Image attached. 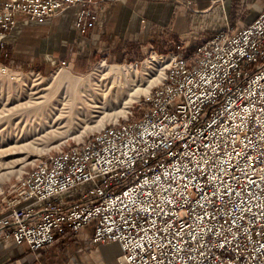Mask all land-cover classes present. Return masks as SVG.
Returning a JSON list of instances; mask_svg holds the SVG:
<instances>
[{"label": "built area", "instance_id": "built-area-1", "mask_svg": "<svg viewBox=\"0 0 264 264\" xmlns=\"http://www.w3.org/2000/svg\"><path fill=\"white\" fill-rule=\"evenodd\" d=\"M97 1L0 0V42L18 15L68 7L86 33ZM160 56L138 116L36 158L1 191L0 242L35 252L93 223V242H118V264H264V5Z\"/></svg>", "mask_w": 264, "mask_h": 264}, {"label": "crops", "instance_id": "crops-1", "mask_svg": "<svg viewBox=\"0 0 264 264\" xmlns=\"http://www.w3.org/2000/svg\"><path fill=\"white\" fill-rule=\"evenodd\" d=\"M231 1L98 0L93 5L97 20L86 33L75 28L73 7L43 20L18 15L16 26L0 42V58L6 60L7 67L31 68L41 74L56 67L84 73L99 60L138 64L147 53L159 51V45L167 51L177 43L192 46L202 33L223 23L206 17L227 2L231 6ZM203 28L207 30L195 34ZM93 230L89 223L77 234L59 236L35 252L26 244L4 239L0 264H118V242H93Z\"/></svg>", "mask_w": 264, "mask_h": 264}, {"label": "rangeland", "instance_id": "rangeland-1", "mask_svg": "<svg viewBox=\"0 0 264 264\" xmlns=\"http://www.w3.org/2000/svg\"><path fill=\"white\" fill-rule=\"evenodd\" d=\"M231 2V6H229L227 2V4H224L222 7H219L220 11H218L217 13L213 11L210 15L206 17L207 20L211 21L221 20L223 21L222 24H217L218 26H216L215 28H213L214 24L211 25L210 28L213 29H208L207 32L205 31L207 30L206 28L199 29V33L195 34H201L205 31V33L201 34V36H203L220 28L229 27L230 29H232L240 27L246 24L251 19V17L256 14L255 12L257 10H260V8L264 5V0H232ZM167 50L168 49L161 48L159 45V51L147 53L144 57L140 59V61H138V64L137 62H131L130 60L125 61L123 63H112L106 62L105 60H99L95 63V65L90 71L84 73L68 71L64 68L59 67H56L51 70L48 69L47 71L51 72L47 74L32 72L35 70L31 68L22 69L5 66L6 70H0V115L4 116L7 113H10L11 120L12 118L14 119L13 121L2 120L0 122V193L7 186H9L10 183L15 182L18 178L24 175L26 171L30 170L36 158L80 142L83 139L87 138L88 135L91 134V132L98 129L96 127L88 126L80 135L81 137L74 136L75 134H78L83 127L72 126L74 124V120L70 118L68 106L57 109L59 113V120H53L55 122H49L45 120H43L42 122L35 121L32 123V126L20 129V125L22 124L21 120L23 119V116L21 115V112L15 113V110L13 109H15L18 105L21 104L22 101L25 100L24 95H27L26 92L31 90L30 87L32 88L35 85L34 83L41 79L40 76L48 78L60 73H64L70 77L91 78L92 76H95L96 71H108V69L114 68V66L116 68V66L118 65L134 64V66L138 69L137 71H139L138 75L134 76L133 79L132 77H129L127 81L122 84V86L125 85V87L127 88H141L147 85V83L149 82L148 79H150L152 76L157 75L158 73L156 71V68L150 72L142 71L144 60L152 54H157L160 56L161 54H167L171 51ZM102 62H104V65H101ZM139 73H141V76L139 75ZM142 94L143 92H139L136 97L132 98V101L130 103L131 105H129L128 111H126L125 114L118 115L116 119L106 118L104 124L116 120H124L127 117L131 118L138 116L140 114L142 106L139 102ZM95 122V118L90 119L87 122V125H92ZM70 132L72 134H70ZM14 142L16 144H14ZM30 152H32V155L30 154ZM88 185H90V183L79 185L77 186L76 190L78 192L82 190L84 191L87 189L86 187Z\"/></svg>", "mask_w": 264, "mask_h": 264}, {"label": "bare ground", "instance_id": "bare-ground-1", "mask_svg": "<svg viewBox=\"0 0 264 264\" xmlns=\"http://www.w3.org/2000/svg\"><path fill=\"white\" fill-rule=\"evenodd\" d=\"M101 65H104V62ZM164 65L165 57L163 56L152 54L147 57L143 62L142 71L150 72L156 68L158 73L148 79L147 85L141 88L122 86L129 77L133 79L134 76L138 75L139 71H137L138 69L134 64L118 65L116 68L114 66V68H110L108 71H96L95 76L91 78L70 77L64 73L48 78L40 76L41 79L36 81L32 88L30 87L31 90L26 92L27 95H24L25 100L13 109L15 113L21 112L23 116L20 129L32 126V123L35 121L42 122L45 120L51 122L59 120L57 109L65 106H68L70 118L74 120L72 126L83 127L74 136H80L88 126L99 128L104 124L106 118L116 119L118 115L125 114L128 111L129 105H131L132 98L136 97L139 92L146 93L152 84L161 80ZM0 69L6 70V68ZM141 73H139L140 76ZM94 118L96 122L92 125H87V122ZM2 120L13 121L14 119L12 118L11 120L10 113H7L4 116L0 115V122ZM70 134L72 133L70 132ZM14 144L16 143L14 142ZM30 154L32 155V152Z\"/></svg>", "mask_w": 264, "mask_h": 264}, {"label": "trees", "instance_id": "trees-1", "mask_svg": "<svg viewBox=\"0 0 264 264\" xmlns=\"http://www.w3.org/2000/svg\"><path fill=\"white\" fill-rule=\"evenodd\" d=\"M0 62H2L6 66V60L3 58H0ZM38 71V70H37ZM40 71V70H39Z\"/></svg>", "mask_w": 264, "mask_h": 264}]
</instances>
